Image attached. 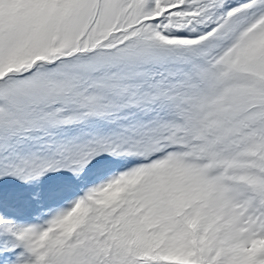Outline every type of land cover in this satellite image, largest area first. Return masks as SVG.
Returning <instances> with one entry per match:
<instances>
[{
    "label": "snow or ice",
    "instance_id": "obj_1",
    "mask_svg": "<svg viewBox=\"0 0 264 264\" xmlns=\"http://www.w3.org/2000/svg\"><path fill=\"white\" fill-rule=\"evenodd\" d=\"M0 264H264V0H0Z\"/></svg>",
    "mask_w": 264,
    "mask_h": 264
}]
</instances>
